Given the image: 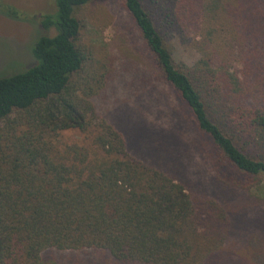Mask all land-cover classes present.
Returning a JSON list of instances; mask_svg holds the SVG:
<instances>
[{"label":"trees","instance_id":"1","mask_svg":"<svg viewBox=\"0 0 264 264\" xmlns=\"http://www.w3.org/2000/svg\"><path fill=\"white\" fill-rule=\"evenodd\" d=\"M98 1L54 0L35 63L0 75V264H229L253 207L238 197L264 183V0H124L190 122L186 136L137 147L94 105L113 71L84 40ZM185 37L201 55L193 66L173 56ZM185 146L213 185L178 169ZM57 256L71 260L48 263Z\"/></svg>","mask_w":264,"mask_h":264},{"label":"rangeland","instance_id":"2","mask_svg":"<svg viewBox=\"0 0 264 264\" xmlns=\"http://www.w3.org/2000/svg\"><path fill=\"white\" fill-rule=\"evenodd\" d=\"M2 5L13 6L21 17L13 19L0 12V75H11L35 63L32 49L42 33L39 20L43 14L54 12L55 3L54 0H0ZM85 13L84 40L109 57L113 70L110 84L94 102L99 117L125 128L133 147L154 133L167 138L182 130L186 136V126L190 125L188 109L158 76L152 53L126 10L124 0L98 1ZM49 34L54 35L55 30ZM173 49L175 61L188 66H193L201 56L186 37L176 38ZM183 142L186 145V141ZM177 160L185 178L188 176L190 181L200 185L209 181L202 153L195 152L194 147H183ZM243 195L245 197L240 196L238 200L247 199L253 207L244 212L238 231L228 243L227 262L264 264V183ZM261 206L263 210L259 211ZM70 260V257L57 256L48 263H69Z\"/></svg>","mask_w":264,"mask_h":264}]
</instances>
